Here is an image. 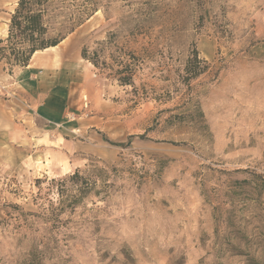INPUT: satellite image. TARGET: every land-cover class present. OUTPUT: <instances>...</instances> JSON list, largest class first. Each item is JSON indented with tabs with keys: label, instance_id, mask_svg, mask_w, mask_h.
Returning a JSON list of instances; mask_svg holds the SVG:
<instances>
[{
	"label": "rangeland",
	"instance_id": "rangeland-1",
	"mask_svg": "<svg viewBox=\"0 0 264 264\" xmlns=\"http://www.w3.org/2000/svg\"><path fill=\"white\" fill-rule=\"evenodd\" d=\"M56 2L97 9L0 61V264H264V0Z\"/></svg>",
	"mask_w": 264,
	"mask_h": 264
},
{
	"label": "trees",
	"instance_id": "trees-1",
	"mask_svg": "<svg viewBox=\"0 0 264 264\" xmlns=\"http://www.w3.org/2000/svg\"><path fill=\"white\" fill-rule=\"evenodd\" d=\"M58 3L56 0H18L9 21L8 35L5 39L0 38V61L8 63L11 68L29 65L37 51L57 46L97 9L96 5L90 7L80 5L69 9ZM82 55L97 64L94 56L90 57L88 54L87 48L83 50ZM128 68V65H125L124 69ZM131 75L130 70L128 75L121 78L122 83H131ZM98 176L103 179L101 173H98ZM59 181L63 184L69 181H73L77 186L80 184L78 194L69 195L73 198L72 203L85 196L97 183V180L92 181L91 178L83 175L79 168ZM58 195L60 202L64 204L67 199L64 197L62 188Z\"/></svg>",
	"mask_w": 264,
	"mask_h": 264
},
{
	"label": "crops",
	"instance_id": "crops-1",
	"mask_svg": "<svg viewBox=\"0 0 264 264\" xmlns=\"http://www.w3.org/2000/svg\"><path fill=\"white\" fill-rule=\"evenodd\" d=\"M63 41V40H62ZM59 46V44H57V46H55V47H49V48H46V49H44V50H41V51H46V50H54V49H56L57 47ZM41 51H37L34 55H33V57L36 55V54H38V53H40ZM58 52L57 51H55V52H53L52 54L51 53H47V54H43V55H41L40 57H39V59L38 60H41V59H44V58H48L49 57V55H56ZM45 61H47V60H49V59H44ZM3 70V67L0 65V72ZM43 107H45V106H43ZM42 108V107H41ZM56 115H57V113L56 112H54Z\"/></svg>",
	"mask_w": 264,
	"mask_h": 264
}]
</instances>
